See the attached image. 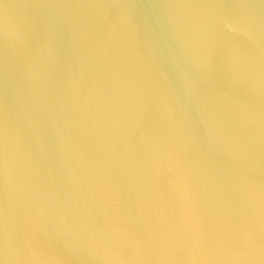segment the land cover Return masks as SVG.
<instances>
[{
	"label": "water",
	"instance_id": "water-1",
	"mask_svg": "<svg viewBox=\"0 0 264 264\" xmlns=\"http://www.w3.org/2000/svg\"><path fill=\"white\" fill-rule=\"evenodd\" d=\"M0 264H264V0H0Z\"/></svg>",
	"mask_w": 264,
	"mask_h": 264
}]
</instances>
